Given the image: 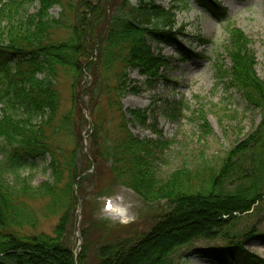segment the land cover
<instances>
[{
  "label": "trees",
  "instance_id": "16d2710c",
  "mask_svg": "<svg viewBox=\"0 0 264 264\" xmlns=\"http://www.w3.org/2000/svg\"><path fill=\"white\" fill-rule=\"evenodd\" d=\"M26 1L0 0V138L8 147L2 170L14 176V182L9 183L0 173V264H178L181 249L217 237L227 243L197 251L208 262L264 264L244 247L246 236L264 243V234L251 231L241 239L229 234L236 216L252 210L264 195V79L254 71L253 54L243 32L229 29L226 52L231 66L218 69L219 80L228 79L250 105L261 110L260 124L231 148L218 172L210 173L204 184L187 181L190 173L181 169L162 181L150 162L151 143L132 136L120 102L129 87V68H137L152 82L160 80V70L170 65L167 58L151 52L148 39L175 46L181 59L191 57L192 51L181 42L182 30L176 27V11L151 0H135L134 5L129 0L119 5L114 0H96L84 2L80 10L62 0H39L38 10L23 18L20 13ZM203 1L211 3L205 4L212 12L220 11L217 0ZM55 5L63 8L58 19L49 13ZM186 7L187 2H182L180 9ZM221 11L225 18V9ZM59 28L69 30L67 37L53 40L51 32ZM84 75L89 79L83 81ZM60 76L70 79L71 106L65 113H59ZM80 90L87 98L83 103L79 97L80 102L92 118L88 138L94 147V173H103L108 158L116 181L146 202L165 201L166 205L145 218L153 221L147 231L140 235L132 231L113 241L104 236L113 233L117 225L90 220L85 214L80 228L83 243L75 258L64 240L76 202L73 186L92 181L94 173L75 167L74 152L60 160L55 138L61 131L73 135L85 123L77 104ZM114 111L121 119L111 133L105 122ZM128 113L132 121L144 122L139 109ZM47 154L52 181L32 186L20 170L27 161ZM244 159L248 162L245 184L226 190L227 177L234 170L242 173L240 162ZM36 198H46L49 212H61L53 235L19 231L33 222L26 200ZM93 229L99 235L92 236Z\"/></svg>",
  "mask_w": 264,
  "mask_h": 264
},
{
  "label": "rangeland",
  "instance_id": "374dc122",
  "mask_svg": "<svg viewBox=\"0 0 264 264\" xmlns=\"http://www.w3.org/2000/svg\"><path fill=\"white\" fill-rule=\"evenodd\" d=\"M164 9L172 8L176 11V27L183 33L181 42L192 51L191 57L181 59L176 53V47L162 40L148 39L153 54H161L168 59L170 65L160 70L161 79L148 82L137 68H129L127 72L129 87L121 99V106L128 120V130L133 137L151 143V164L159 180H166L176 170H187L190 175L187 181L203 183L210 173H217L224 158L232 147L246 140L252 134L262 119L259 108L250 105L243 94L230 85L228 79L219 80L218 69L230 68L226 47L229 42V29L237 28L249 40L248 50L253 54L254 71L260 79H264V0H217L220 11L212 12L203 0H151ZM187 7L180 9L182 2ZM63 3H73L78 10L84 2L96 0H62ZM119 5L122 0H114ZM131 5L135 0H129ZM211 5V3H209ZM1 7V3H0ZM39 8V0H28L21 10L20 16L26 18ZM221 8L225 9V18ZM63 8L55 5L50 15L58 19ZM67 17L70 18L68 12ZM6 21L2 22V26ZM69 30L65 28L53 29L51 37L60 40L67 37ZM89 79L84 75L83 81ZM70 79L60 76L59 92L61 107L59 113H65L71 106ZM83 83V82H82ZM81 89V88H80ZM86 103L87 98L81 95ZM1 107V106H0ZM80 108V106L78 105ZM139 109L145 119L133 120L128 111ZM86 120L81 123L75 134L64 131L57 134L56 144L60 147L58 158L63 159L74 152L73 159L77 169L88 168L85 173L93 174L94 161L91 158V143L89 134L92 130V118L88 112H83ZM79 113L74 118L79 119ZM118 111L108 113L105 129L114 133L120 121ZM109 140V139H108ZM107 140V142H108ZM7 149L0 138V173L9 183L14 182L10 172L3 171ZM89 158V160H88ZM87 159V160H86ZM105 161L103 173L97 170L93 180L82 181L81 185L73 186L76 202L74 212L71 213L70 223L64 234L67 246L74 253H79L82 247L80 228L83 218L90 220H107L116 228L113 233L104 236L106 240L124 239L133 232L139 235L148 230L153 221L145 219L155 208L165 206V201L146 202L136 192L125 187L112 177L110 159ZM50 155L27 163L20 170V175L27 177L32 186L52 181ZM247 160L240 162L241 174L234 170L231 177L225 181L226 190H233L238 183L245 184L244 174L247 170ZM80 178V177H79ZM77 178V180L79 179ZM194 178V180H193ZM106 201L117 202L118 211L121 209L126 215L120 219L110 210L105 209ZM26 204L32 215L33 222L23 227L20 233L53 235L58 223L60 211L49 212L46 198L27 199ZM159 206V207H158ZM114 205H112V209ZM117 210V209H116ZM149 219V218H148ZM229 234L242 236L254 232L264 234V195L253 209L247 213L237 215L229 227ZM92 236L99 232L91 230ZM80 236V239L78 238ZM224 238L202 239L180 250L178 264H213L197 253L202 248L224 246ZM244 247L251 253L264 260V243L250 236H246Z\"/></svg>",
  "mask_w": 264,
  "mask_h": 264
},
{
  "label": "bare ground",
  "instance_id": "6f19581e",
  "mask_svg": "<svg viewBox=\"0 0 264 264\" xmlns=\"http://www.w3.org/2000/svg\"><path fill=\"white\" fill-rule=\"evenodd\" d=\"M118 205L119 204L117 202L114 203V208L112 209V213H114V216L116 218L124 219L126 215L124 214V212H122L121 209L118 211Z\"/></svg>",
  "mask_w": 264,
  "mask_h": 264
},
{
  "label": "water",
  "instance_id": "95a60500",
  "mask_svg": "<svg viewBox=\"0 0 264 264\" xmlns=\"http://www.w3.org/2000/svg\"><path fill=\"white\" fill-rule=\"evenodd\" d=\"M80 94H81V91L79 92V94H78V105L80 106V108H81V110L84 112V108H83V106H82V104H81V102H80V100H79V96H80ZM79 239H80V236L78 237ZM76 255V254H75Z\"/></svg>",
  "mask_w": 264,
  "mask_h": 264
}]
</instances>
